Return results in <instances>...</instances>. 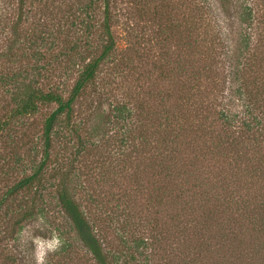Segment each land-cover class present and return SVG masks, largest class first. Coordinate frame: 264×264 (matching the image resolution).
<instances>
[{
    "label": "trees",
    "instance_id": "16d2710c",
    "mask_svg": "<svg viewBox=\"0 0 264 264\" xmlns=\"http://www.w3.org/2000/svg\"><path fill=\"white\" fill-rule=\"evenodd\" d=\"M219 1L234 22L187 0L181 25L160 20L155 51L118 49L112 0H60L56 37L23 33L26 0L0 24V156L25 175L0 209L41 192L20 202L22 222L54 194L70 229L56 228L47 264H264V0ZM92 87L88 135L76 108ZM45 106L35 142L25 121Z\"/></svg>",
    "mask_w": 264,
    "mask_h": 264
},
{
    "label": "rangeland",
    "instance_id": "374dc122",
    "mask_svg": "<svg viewBox=\"0 0 264 264\" xmlns=\"http://www.w3.org/2000/svg\"><path fill=\"white\" fill-rule=\"evenodd\" d=\"M187 0H112L111 14H112V31L116 39L118 49H134L143 51L144 49H152L153 51L160 50V46L155 43L156 32L159 29V24L167 23L169 20H174V23H183L185 15V6ZM198 1V0H197ZM207 6L213 9V15L218 20L227 19L228 14L224 12L219 0H207ZM67 5L75 6V0H68ZM60 8V9H59ZM68 9L61 6L60 0H50L45 6V2L26 0L24 13L22 16V30L28 36H39L45 30H51L56 37L59 29L61 18ZM61 10V13H60ZM64 13V14H62ZM19 10V0H0V24L3 26L8 22L9 18L17 22ZM231 22L235 21V10L231 8L230 15ZM228 16V18H229ZM85 17V16H82ZM6 19V20H5ZM98 20H102V14H98ZM229 20V19H228ZM5 21V22H4ZM82 19L70 14L68 21L72 26V35L74 38L87 37L84 34L85 28L80 24ZM225 24L229 23L225 21ZM236 24L232 27L233 32H230L231 37H236ZM228 30H231L228 29ZM1 31V30H0ZM6 31H1V36L6 35ZM42 33V34H43ZM42 36V35H40ZM19 40V37L16 36ZM21 40V39H20ZM153 44H149L150 41ZM44 50V49H43ZM10 61V60H9ZM225 59V63H226ZM26 63H28L26 61ZM104 73L97 80V84L103 79ZM73 80L69 81V86L72 85ZM94 88L88 89L84 94L80 103L78 104L77 120L87 123V134L92 131L95 126L94 122L85 118V111L92 100L90 94ZM102 112L109 113L108 102L102 103ZM55 106L42 107L40 113L28 118L25 123L26 127L31 130L35 142H39L42 137L43 123ZM116 128L112 125L104 127L99 134H96L95 139H106L115 134ZM89 135V134H88ZM72 146V145H71ZM68 147V148H71ZM56 154L68 156L66 148L57 145L55 149ZM7 155L0 156V202L4 200V196L13 188L25 175L21 171H11L8 166L9 159ZM19 167V166H18ZM54 190V189H53ZM53 192V191H51ZM40 193L35 189L30 192L24 191L18 193L14 197H10L0 209V264H47L49 260L57 259V252L59 251L60 241L56 228L58 226L70 229V224L67 217L61 213V208L54 197V194H43L46 201L43 210H33V216L27 217L21 222V217L24 211H30L29 207H25L22 200L27 201L32 196L40 197ZM40 199V198H39ZM43 201V200H42ZM40 203V202H38ZM42 206V205H41ZM20 207H23L22 211ZM20 222V223H19ZM71 236L74 234L71 232Z\"/></svg>",
    "mask_w": 264,
    "mask_h": 264
}]
</instances>
